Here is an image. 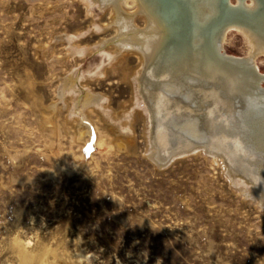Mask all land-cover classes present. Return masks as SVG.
<instances>
[{
	"label": "rangeland",
	"instance_id": "obj_1",
	"mask_svg": "<svg viewBox=\"0 0 264 264\" xmlns=\"http://www.w3.org/2000/svg\"><path fill=\"white\" fill-rule=\"evenodd\" d=\"M91 20L80 0H0V264H19L15 236L33 249L79 253L77 264H264V210L232 184L220 159L197 151L158 167L144 153L140 118L126 148L95 113L84 142L64 120L66 108L57 124L44 122L59 75L98 58L65 57L55 35L88 30ZM97 21L110 20L106 13ZM85 34L79 41L90 45L114 31ZM226 40L228 55H246L237 30ZM255 61L264 72V56ZM137 62L126 60L129 69ZM125 80L114 73L90 85L118 110L131 96Z\"/></svg>",
	"mask_w": 264,
	"mask_h": 264
},
{
	"label": "bare ground",
	"instance_id": "obj_2",
	"mask_svg": "<svg viewBox=\"0 0 264 264\" xmlns=\"http://www.w3.org/2000/svg\"><path fill=\"white\" fill-rule=\"evenodd\" d=\"M80 1L92 17L90 29L61 31L55 40L64 42L65 57L96 53L98 58L84 69L76 63L57 76V101L45 105L44 122L57 124L59 108H66L62 118L73 127L74 138L84 142L91 134L87 121L95 113L112 142L126 148L133 143L134 122L140 118L144 153L155 165L162 168L204 151L220 159L232 184L261 206L257 199H264V72L255 60L264 56V0H257L254 11L246 8L245 0ZM106 13L110 21L99 23L97 18ZM140 17L142 26L136 22ZM106 28H113V41L105 36L90 45L79 41L90 30ZM230 29L247 44L242 58L224 50ZM129 55L138 57L130 69ZM114 73L131 87L129 102L118 110L106 93L90 85ZM11 245L19 264H77L81 259L79 253L67 257L48 245L33 249L18 236Z\"/></svg>",
	"mask_w": 264,
	"mask_h": 264
},
{
	"label": "clouds",
	"instance_id": "obj_3",
	"mask_svg": "<svg viewBox=\"0 0 264 264\" xmlns=\"http://www.w3.org/2000/svg\"><path fill=\"white\" fill-rule=\"evenodd\" d=\"M245 6L249 11H254L258 6L257 0H245ZM257 200H260L261 206L264 207V199L260 198Z\"/></svg>",
	"mask_w": 264,
	"mask_h": 264
},
{
	"label": "water",
	"instance_id": "obj_4",
	"mask_svg": "<svg viewBox=\"0 0 264 264\" xmlns=\"http://www.w3.org/2000/svg\"><path fill=\"white\" fill-rule=\"evenodd\" d=\"M222 29H223V28H222ZM221 31H222V30H221ZM263 81H264V80H263V77H261L260 82L262 83ZM260 82H259V83H260ZM259 83H258V87H257L258 89H260V88L262 87V86L259 85ZM198 146H201V147H202L203 144H198ZM205 152H206V151H205ZM208 153H211V152L208 150Z\"/></svg>",
	"mask_w": 264,
	"mask_h": 264
}]
</instances>
